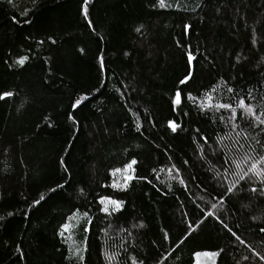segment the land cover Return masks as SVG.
I'll list each match as a JSON object with an SVG mask.
<instances>
[{"label":"trees","instance_id":"obj_1","mask_svg":"<svg viewBox=\"0 0 264 264\" xmlns=\"http://www.w3.org/2000/svg\"><path fill=\"white\" fill-rule=\"evenodd\" d=\"M0 264H264V0H0Z\"/></svg>","mask_w":264,"mask_h":264},{"label":"rangeland","instance_id":"obj_2","mask_svg":"<svg viewBox=\"0 0 264 264\" xmlns=\"http://www.w3.org/2000/svg\"><path fill=\"white\" fill-rule=\"evenodd\" d=\"M133 164L134 162H131L130 164H128L127 166H125L123 169L117 170L115 171L113 174H118V176L116 175V179L120 180V179H128L131 178V174H128L129 172L132 173L133 170ZM118 172V173H117ZM114 183V181H113Z\"/></svg>","mask_w":264,"mask_h":264},{"label":"water","instance_id":"obj_3","mask_svg":"<svg viewBox=\"0 0 264 264\" xmlns=\"http://www.w3.org/2000/svg\"><path fill=\"white\" fill-rule=\"evenodd\" d=\"M191 63H192V61H191Z\"/></svg>","mask_w":264,"mask_h":264}]
</instances>
